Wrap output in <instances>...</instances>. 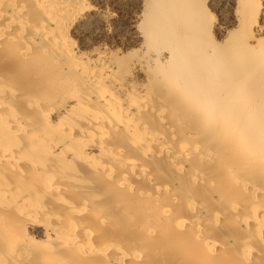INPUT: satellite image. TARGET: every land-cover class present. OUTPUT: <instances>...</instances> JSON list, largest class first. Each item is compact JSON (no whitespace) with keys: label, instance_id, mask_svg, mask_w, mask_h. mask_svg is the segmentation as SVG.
<instances>
[{"label":"bare ground","instance_id":"1","mask_svg":"<svg viewBox=\"0 0 264 264\" xmlns=\"http://www.w3.org/2000/svg\"><path fill=\"white\" fill-rule=\"evenodd\" d=\"M110 1L0 0V264H264V0Z\"/></svg>","mask_w":264,"mask_h":264},{"label":"rangeland","instance_id":"2","mask_svg":"<svg viewBox=\"0 0 264 264\" xmlns=\"http://www.w3.org/2000/svg\"><path fill=\"white\" fill-rule=\"evenodd\" d=\"M125 4V5H124ZM127 4V5H126ZM121 5V6H120ZM129 5V6H128ZM107 7L110 8L111 10L114 9V11L124 13L127 11V9H133L134 3L133 0H111L108 4ZM130 7V8H129ZM126 9V10H125ZM123 10V11H122Z\"/></svg>","mask_w":264,"mask_h":264}]
</instances>
